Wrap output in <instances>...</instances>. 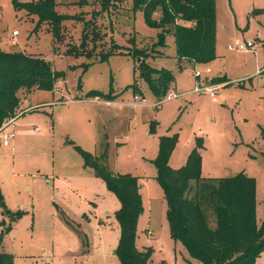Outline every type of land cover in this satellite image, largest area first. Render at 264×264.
Listing matches in <instances>:
<instances>
[{
	"label": "rangeland",
	"instance_id": "1",
	"mask_svg": "<svg viewBox=\"0 0 264 264\" xmlns=\"http://www.w3.org/2000/svg\"><path fill=\"white\" fill-rule=\"evenodd\" d=\"M81 1L55 0L63 16L62 39L57 40L46 23L36 27V16L16 10L12 0H0V50L39 55L63 72L51 90L19 92L17 117L4 130L12 133L9 145L2 144L0 134V190L9 209L25 211L3 235L0 226V251L11 253L14 264H119L114 254L119 201L93 169L82 165L79 152L68 143L72 141L98 157L111 173H128L141 181L143 212L136 245L151 249L149 264H201L170 237L153 159L161 135H178L168 159L172 168L184 165L196 138H202V176L243 172L253 177L256 219L261 223L264 0H215L216 58L207 63L179 66L174 37L168 34L165 46L158 49L164 55L147 61L174 74L166 95L173 91L178 96L158 102L142 81V105L134 104L129 85L135 80V62L125 53L132 46L151 48L158 29L145 23L131 0H112L109 10L95 16L92 12L101 10V0ZM85 19H91L97 32V41H88L89 49L94 45V56L66 55L67 46L81 42ZM14 30L18 35H12ZM248 40L254 42L251 51L230 48ZM112 42L121 47L97 60ZM195 71L201 73L198 79ZM198 84L217 85L216 93L196 91ZM90 90L113 94L112 102L86 97ZM255 264H264V251Z\"/></svg>",
	"mask_w": 264,
	"mask_h": 264
},
{
	"label": "trees",
	"instance_id": "2",
	"mask_svg": "<svg viewBox=\"0 0 264 264\" xmlns=\"http://www.w3.org/2000/svg\"><path fill=\"white\" fill-rule=\"evenodd\" d=\"M132 9L143 13L145 23L158 29L151 48L132 46L130 55L135 64V80L129 86L134 94L143 96L139 84L144 81L160 102L174 82V74L164 67H152L149 56H163L159 48L165 46V37L171 34L176 47V59L181 63H207L216 58V5L215 0H131ZM82 0L80 3H85ZM112 0H101V10H109ZM16 10H24L28 17L36 16V27L46 23L47 30L57 40L62 39L63 16L56 10L55 0H12ZM79 44L67 46L66 55L93 57L88 41H97L91 19L84 21ZM89 30V31H88ZM93 34V36H91ZM91 36V37H90ZM108 51L97 60H105L116 53L118 44L112 42ZM121 53V52H120ZM87 64L85 63L84 66ZM63 76L51 62L39 55L22 51L0 50V126L5 118L17 114L19 92L31 93L36 89L51 90ZM111 99V93L98 90L86 92V97ZM144 97V96H143ZM264 136V129H262ZM178 141L177 133L159 137L158 151L153 163L166 202V220L170 237L179 241L188 254L201 264H255L264 251V218L256 219V181L243 172L227 177H204L201 174L203 140L196 138L184 165L172 168L168 159ZM79 152L82 165L93 169L119 201L114 217L119 226V237L114 254L119 264H149L151 249L136 245L137 221L143 212L138 177L128 173H111L91 152L68 141ZM1 235L8 232L11 223L25 211L7 207L0 190ZM4 217L8 218L5 225ZM2 236L0 237V239ZM0 264H14L11 253L0 251Z\"/></svg>",
	"mask_w": 264,
	"mask_h": 264
},
{
	"label": "built area",
	"instance_id": "3",
	"mask_svg": "<svg viewBox=\"0 0 264 264\" xmlns=\"http://www.w3.org/2000/svg\"><path fill=\"white\" fill-rule=\"evenodd\" d=\"M12 35L16 36V35H18V32L16 30L12 31ZM253 46H254V42L251 40L236 41L233 45L230 46V48L234 49V50H238V51L248 52V51L252 50ZM205 71L209 72V69H207ZM195 76L198 79L201 76V73L199 71H195ZM216 86L217 85L200 87V85L198 84L197 87L195 88V90L196 91L205 90V91H208L213 96L217 90ZM176 96H178V94H175L173 91H169L168 95H166V98L170 99V98H174ZM133 100L135 102L134 104L142 105V104L146 103V98L143 96H139L137 94L133 95ZM154 104L155 103H153L152 105H154ZM16 117H17V114H15L14 116L5 118L3 120V123L0 126L1 141H2V144L4 146L9 145L10 139L12 138V133L6 132V131L4 132V130L7 126H9L10 124H12L15 121Z\"/></svg>",
	"mask_w": 264,
	"mask_h": 264
},
{
	"label": "crops",
	"instance_id": "4",
	"mask_svg": "<svg viewBox=\"0 0 264 264\" xmlns=\"http://www.w3.org/2000/svg\"><path fill=\"white\" fill-rule=\"evenodd\" d=\"M104 102L107 104V103H110V102H112V101H111V100H108V101H107V100H105Z\"/></svg>",
	"mask_w": 264,
	"mask_h": 264
}]
</instances>
